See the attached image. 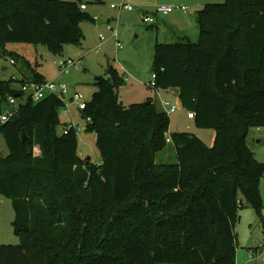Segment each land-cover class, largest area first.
Returning a JSON list of instances; mask_svg holds the SVG:
<instances>
[{"label": "trees", "instance_id": "trees-1", "mask_svg": "<svg viewBox=\"0 0 264 264\" xmlns=\"http://www.w3.org/2000/svg\"><path fill=\"white\" fill-rule=\"evenodd\" d=\"M81 2L0 0V56L26 59L8 43L81 44L79 23L94 20ZM197 20L199 40L158 43L151 72L155 87L180 89L195 123L215 130L214 145L170 133L152 99L121 104L113 66L82 110L100 162L79 155L74 126L58 133L66 100L20 104L0 128L10 148L0 152V194L13 202L21 243L0 244V264H236L239 195L264 217V164L247 142L248 127L264 125V0L207 4ZM45 80L35 70L20 87L0 78V115L24 83ZM169 143L176 162L159 164Z\"/></svg>", "mask_w": 264, "mask_h": 264}, {"label": "rangeland", "instance_id": "rangeland-1", "mask_svg": "<svg viewBox=\"0 0 264 264\" xmlns=\"http://www.w3.org/2000/svg\"><path fill=\"white\" fill-rule=\"evenodd\" d=\"M224 0H82L87 4L86 13L94 20H82L79 26L84 38L81 44H64L58 50L48 44L8 43L7 49L23 54L14 65L11 56H0V78L15 79V86L26 78L33 80L34 70L46 80H55L69 86L70 92L65 107L59 109L61 124L58 133L65 127L74 126L78 138V153L81 157L100 162L96 135L87 129L88 120L82 117L78 101L70 100L74 92L84 96L82 101H90L97 90V79L108 77L109 68L116 69L120 83L116 92L120 102L127 108L138 103L153 100L156 109L168 112L162 104L169 101L177 109L169 112L170 133L186 132L201 139L207 146H213L216 132L213 128L198 126L194 118L188 117L189 109L180 96L171 89L155 87L152 72L155 48L158 43H176L187 37L192 42L199 40L200 28L198 13L207 4L222 3ZM125 3L132 11L115 9L111 4ZM162 5L185 6L187 9L174 10L169 15H161L158 7ZM144 16H152L155 23L148 24ZM117 32V35H115ZM101 36L104 37L102 41ZM1 52H5L0 47ZM14 57V56H13ZM17 60V59H16ZM27 60V61H25ZM75 64L63 68L65 61ZM7 67L6 70H3ZM129 76V79L126 78ZM5 112L7 110L5 109ZM4 112V113H5ZM247 142L256 159L264 164V125L248 127ZM0 152L9 155L10 148L0 131ZM159 164L175 163L176 154L173 143L157 154ZM260 193L264 205V174L260 183ZM104 206L112 204L111 194L103 195ZM264 216V206L262 210ZM15 210L10 198L0 194V244H20L21 239L14 231ZM264 222V217H263ZM128 224V223H126ZM237 242L236 264H264V223L256 210L243 197H238V209L234 224ZM112 232L109 231V237ZM171 264V263H165ZM176 264V263H172Z\"/></svg>", "mask_w": 264, "mask_h": 264}, {"label": "built area", "instance_id": "built-area-1", "mask_svg": "<svg viewBox=\"0 0 264 264\" xmlns=\"http://www.w3.org/2000/svg\"><path fill=\"white\" fill-rule=\"evenodd\" d=\"M112 8L115 9H120L121 10H129L132 11L133 7L131 5L121 3V4H111ZM81 8L86 10L87 9V4L83 3L81 4ZM187 8L185 6H174V5H162L158 7V12L161 13L162 15H168L174 10H182L185 11ZM143 20L145 23L148 24H153L155 23V19L152 16H144ZM115 35H117V32H115ZM102 41L104 40V37L101 36ZM11 63H14V60H11ZM75 63L72 60H67L65 61L63 68H67L70 65H74ZM155 74H152V84L154 85V80H155ZM129 79V76L126 78V80ZM21 92L24 93L21 98H16L12 96L10 98V108L7 110V112L3 113L0 115V128L2 124H4L10 117L14 115V113L18 110L20 104L28 101L29 99H32L33 101H39L45 98L48 94H55L58 95L59 97L63 98L64 100L67 99V96L70 92L69 86L65 83H58L55 80H45L43 82H26L21 86L20 89ZM70 100L73 101H78L79 102V107L80 109L84 110L87 107V102L82 101L84 99V96L79 93V92H74L70 97ZM162 104L164 107L167 109L168 113L169 112H174L177 107L172 104L169 101H163ZM188 117L189 118H194L195 113L192 111L188 112ZM88 121H91V118L89 117L87 119ZM72 126H66L65 129L63 130V133H67L69 129ZM167 141H171L170 137L167 138ZM261 248L264 249V244L260 245V250Z\"/></svg>", "mask_w": 264, "mask_h": 264}, {"label": "water", "instance_id": "water-1", "mask_svg": "<svg viewBox=\"0 0 264 264\" xmlns=\"http://www.w3.org/2000/svg\"><path fill=\"white\" fill-rule=\"evenodd\" d=\"M3 69H5V68H3ZM172 91L173 92H175L176 94H178L179 95V93H180V89L179 88H172ZM122 104V103H121ZM24 139H26V135H24ZM32 152V150H31V148H30V153Z\"/></svg>", "mask_w": 264, "mask_h": 264}, {"label": "crops", "instance_id": "crops-1", "mask_svg": "<svg viewBox=\"0 0 264 264\" xmlns=\"http://www.w3.org/2000/svg\"><path fill=\"white\" fill-rule=\"evenodd\" d=\"M87 10V9H86ZM162 15V14H161ZM169 15V14H168ZM20 54V53H19ZM23 55V54H22ZM5 69H3V70H6L7 69V67H4ZM171 91H172V89H171ZM173 92V91H172ZM174 94H176L175 92H173ZM261 222L262 223H264L262 220H261Z\"/></svg>", "mask_w": 264, "mask_h": 264}]
</instances>
